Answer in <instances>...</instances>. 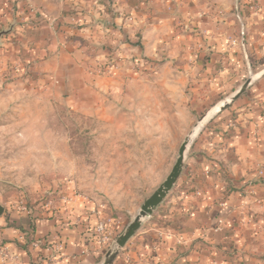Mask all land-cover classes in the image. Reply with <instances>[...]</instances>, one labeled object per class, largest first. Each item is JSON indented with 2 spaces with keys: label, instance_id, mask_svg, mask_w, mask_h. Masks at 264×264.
Here are the masks:
<instances>
[{
  "label": "crops",
  "instance_id": "1",
  "mask_svg": "<svg viewBox=\"0 0 264 264\" xmlns=\"http://www.w3.org/2000/svg\"><path fill=\"white\" fill-rule=\"evenodd\" d=\"M208 3L216 9L224 5L231 18L199 17L204 0H0V29L16 20L14 44L24 46L32 68L44 79L79 88L74 91L81 92L79 96L74 92L68 96L73 102L91 90L102 94L127 85L130 76L124 71L129 72L127 67L136 59H144L146 66L158 57L173 56L176 64L170 67L183 87L182 94L185 96L184 85L191 82L190 106L198 101L199 106L190 109L194 117L199 109L218 105L219 99L239 88L243 77L261 72L229 109L209 120L207 133L191 146L175 190L111 264L214 262L210 253L205 257L194 248L202 241L205 248L216 243L213 238L220 240L232 212L248 209L254 187L247 185L264 178V0ZM176 23L186 27L179 25V29ZM206 25L213 39L221 35L218 41L201 37L198 31L206 30ZM162 26L166 32L161 31ZM217 28L223 31L219 33ZM226 37L240 43L225 47ZM113 55L124 57L123 62L115 61L114 70L112 66V71L102 73L108 71ZM57 214L46 223L48 230H44V222L39 225L36 247L21 240L2 243L0 250L6 251L0 264H101L104 243L100 237H92L93 227L85 233ZM18 233L7 232V236L18 239Z\"/></svg>",
  "mask_w": 264,
  "mask_h": 264
},
{
  "label": "rangeland",
  "instance_id": "2",
  "mask_svg": "<svg viewBox=\"0 0 264 264\" xmlns=\"http://www.w3.org/2000/svg\"><path fill=\"white\" fill-rule=\"evenodd\" d=\"M208 2L204 0L199 17L231 18L224 5L216 9ZM13 23L12 31L0 41V206L3 208L0 245L17 240L31 244L39 225L44 222V230H48V222L58 213L60 220L65 216L66 224L79 225L85 233L92 226V237L105 236L101 247L104 257L114 250V241L144 201L164 182L180 145L214 104L206 110L199 109L191 117L190 109L198 101L190 106L191 82L184 85L185 96L182 94L183 87L170 67L176 64L171 59L173 56L158 57L146 66L144 59L141 62L136 59L127 67L129 72L124 71L130 76L127 85L102 94L91 90L82 100L73 102L68 96L77 88L67 86L66 82L54 83L53 78L44 79L32 68L28 52L20 42H16L19 50L16 49L12 41L16 20ZM11 24L0 31L9 29ZM176 24L179 29L186 27L183 23ZM238 26L243 32L244 25L239 22ZM162 29L166 32L163 26V32ZM206 31H209L207 25L206 30L200 29L198 33L202 38H212V42L221 36L216 34L213 39ZM218 31L223 30L217 28ZM8 36L10 39L3 42ZM240 40L243 42V35ZM236 42L235 38L226 37L222 44L229 47ZM123 60L124 57L113 55L106 66L108 71L102 73L114 70L115 61ZM248 78L243 77L241 85ZM80 93L76 92L75 96ZM221 105L207 113L191 138L210 118L208 114ZM209 127L208 121L193 143ZM178 184L179 180L173 191ZM247 187H254L250 189L247 211L232 212L228 227L220 232L221 239L211 240H216L214 245L203 248L202 241L194 248L205 257L210 253L214 262L206 264H264V178ZM100 223L105 225L103 236L95 231ZM15 231L20 233L18 239L7 236V232L15 234Z\"/></svg>",
  "mask_w": 264,
  "mask_h": 264
},
{
  "label": "water",
  "instance_id": "3",
  "mask_svg": "<svg viewBox=\"0 0 264 264\" xmlns=\"http://www.w3.org/2000/svg\"><path fill=\"white\" fill-rule=\"evenodd\" d=\"M14 26V23L11 24L10 28L7 30H1L0 31V41L3 36H6L12 31V28ZM260 73H257L256 75L250 76L239 88H237L235 91L231 92L225 99L220 101L222 105L217 109V111L211 115V117L220 111H223L228 106H230L231 103H233L236 99H238L249 87L250 83L256 79ZM219 103V104H220ZM218 104V105H219ZM217 105L213 106L211 109L206 111V113L198 120L197 124L194 126L193 130L189 134L187 138L182 142L178 149L176 160L165 178L164 182L149 196L148 199L144 201V203L141 205L140 210L138 213L133 217L131 222L126 226V228L123 230V232L116 238L114 241V250L108 252L105 256L101 264H111L115 257L117 256V253L119 250L123 249L124 246L127 244V242L133 238L136 233L141 228L142 222L145 219H148L152 216V214L157 210V208L165 201L177 181L179 180L183 168H184V160L186 157L187 150L189 146L192 145L194 137L202 130L205 123H207L210 118L205 121L200 129L198 130L197 134L195 136H192L194 129L196 126L201 123L204 119V117L207 115V113L211 110H213ZM3 213V208L0 206V216Z\"/></svg>",
  "mask_w": 264,
  "mask_h": 264
},
{
  "label": "built area",
  "instance_id": "4",
  "mask_svg": "<svg viewBox=\"0 0 264 264\" xmlns=\"http://www.w3.org/2000/svg\"><path fill=\"white\" fill-rule=\"evenodd\" d=\"M95 231L100 235V236H103V234H105V225L102 223H100V224H98L96 227H95ZM106 240V237L105 236H103L102 237V241H105ZM31 246H33V247H36L38 244H37V242H31V244H30ZM5 251H6V249H1L0 250V256L1 257H4V255H5ZM15 259H16V257H14Z\"/></svg>",
  "mask_w": 264,
  "mask_h": 264
},
{
  "label": "trees",
  "instance_id": "5",
  "mask_svg": "<svg viewBox=\"0 0 264 264\" xmlns=\"http://www.w3.org/2000/svg\"><path fill=\"white\" fill-rule=\"evenodd\" d=\"M152 220H155L154 217H152ZM38 241H39V239L33 238V242H38Z\"/></svg>",
  "mask_w": 264,
  "mask_h": 264
}]
</instances>
